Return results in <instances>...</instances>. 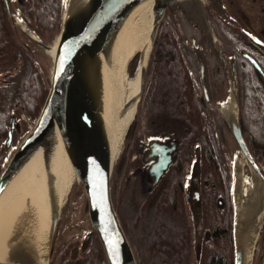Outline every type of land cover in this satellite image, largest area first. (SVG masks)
Wrapping results in <instances>:
<instances>
[{"label": "trees", "instance_id": "1", "mask_svg": "<svg viewBox=\"0 0 264 264\" xmlns=\"http://www.w3.org/2000/svg\"><path fill=\"white\" fill-rule=\"evenodd\" d=\"M62 1L24 0L22 6L24 22L37 36L46 39L48 33L61 29L64 14ZM210 13L220 42L223 43L224 38L228 43L232 40V36L228 34L230 31L234 35L242 36L238 28L240 26L231 24L212 11ZM2 20H6L3 15ZM227 42L224 43L227 44H225L227 50L231 52V45ZM203 46L205 51L202 50L208 58L211 83L212 71L223 73L221 62L208 50V46H214L204 35L202 29L194 21L189 20L185 12L177 5L176 14L168 15L162 21L157 33L150 55L145 90L139 104L137 119L141 120V123L145 121L144 118L158 116L166 117L167 121L178 119V121L174 120L176 123L171 122L172 128L178 134L192 131V151L194 149L193 153L196 154L195 147L201 145L203 154V222L205 229L215 231V235L210 242H204L201 252L197 253L193 219L187 203L185 200H180L177 204L172 202L174 191L170 188L171 186L165 201L148 207L147 210L141 211L140 204L135 201L127 202L124 191L126 186L123 177L124 165L120 164L117 167L118 176L113 182V201L134 249L138 264H234L235 208L232 206L229 211L220 210L217 208L216 200L231 197L233 186L231 164L238 148L222 116L221 121L230 134L228 138H222V141L216 139L211 121L205 123L203 119V113L208 112V107L203 96L197 93L194 82L196 79L202 89L196 48ZM139 57L140 54H136L133 58L139 61ZM39 61L40 63L45 62L40 58L31 61L26 67L24 77L19 80L18 101L16 102L13 95L7 103H0L1 138L7 133L9 120L4 117L9 114L11 108L17 107L18 117L27 116L32 122L40 114L49 87L45 75L35 68V64ZM239 71L240 107L244 103L248 104L250 119L253 117L255 119H252L251 124L241 121L244 127L243 135L264 173V91L257 81L253 80L249 71L243 68ZM134 73L133 71L132 74ZM224 84L222 91L225 97L220 100L221 103L229 99V86L226 82ZM8 118L10 119L9 115ZM205 126L207 129L203 132ZM252 127L256 128V137L250 134ZM218 143L223 144L226 153L224 158L218 151ZM0 149L1 173L7 156L4 154L3 147L0 146ZM214 150L216 153L213 152ZM133 194L131 193V196ZM50 264L108 263L100 241L95 236L91 246L85 252L81 251L79 243L63 242L56 251H52Z\"/></svg>", "mask_w": 264, "mask_h": 264}, {"label": "water", "instance_id": "2", "mask_svg": "<svg viewBox=\"0 0 264 264\" xmlns=\"http://www.w3.org/2000/svg\"><path fill=\"white\" fill-rule=\"evenodd\" d=\"M5 1L8 2V0ZM135 1H68L63 14L58 41L55 45L48 95L32 129L20 142L0 174L1 196L23 163L39 146L47 144L50 132L53 131L55 124L60 121L63 127L67 154L76 172L78 182H80L86 195L88 217L92 227L80 243L81 251L88 250L96 236L100 241L108 264H138L113 202L112 174L115 164L111 155L109 133L100 96L103 86L106 85L105 79L108 80L107 72L103 68V60H108L109 56V45L106 44L105 39L109 33H112L115 39L122 28V24L114 31L110 30L111 26L122 20L125 12ZM156 5L161 7V11L154 28L152 47L146 64H143L144 53L143 51L140 52L138 71L141 72V88L138 107L145 88L153 45L168 9L176 12L175 6L179 5L187 18L194 21L202 29L204 35L208 37L219 52H221L219 36L212 22L210 12L212 11L231 24L239 26L236 19L228 11L224 0H156ZM244 35L254 46L264 50V43L256 36L247 31H244ZM34 40L47 48L43 43ZM196 53L204 96L211 105V83L207 60L201 48L197 47ZM134 55L135 53L127 56L124 52L122 57L119 56L116 62L119 74H123L124 70L127 72L129 62ZM243 56L250 62L257 76H262L264 79V69L257 60L248 53H243ZM233 73H236L234 65ZM100 80L104 81V85ZM108 82L110 83L109 80ZM230 86V100L232 97L235 98L237 112L235 115L226 116L221 109L220 113L228 125L242 158L237 161L234 179L238 181L240 176L243 178V172L240 173L239 168L241 161H244L243 167L245 164L247 165L252 176L257 174L264 179L242 134L238 117V96L235 94V86L232 83H230ZM136 119L137 116H135L133 123ZM13 129L14 123L9 131L8 146L13 138ZM150 146L153 149L154 159H157V161L149 171L151 179L158 182L169 168L172 162L170 152L175 151L176 146H170L166 142L158 140L152 141ZM186 193L194 225L195 247L197 253H200L204 230L199 149L196 151V161L188 179ZM64 203L65 201L62 202L60 195L56 192L50 193L51 219L48 231L47 264H50L51 261L55 235ZM218 204L222 206L223 201L219 200ZM262 214L263 211L261 217ZM237 220L238 208L236 205L234 264H247L244 245L238 240L236 233ZM206 235L209 238L210 232ZM0 264L5 263L0 261Z\"/></svg>", "mask_w": 264, "mask_h": 264}, {"label": "bare ground", "instance_id": "3", "mask_svg": "<svg viewBox=\"0 0 264 264\" xmlns=\"http://www.w3.org/2000/svg\"><path fill=\"white\" fill-rule=\"evenodd\" d=\"M160 11L161 7H157L156 0H136L122 20L111 26L110 30L114 31L122 24L115 39L112 33L105 39L109 45V56L108 60H103V68L110 83L105 79L106 85L100 96L114 164L124 149L128 128L138 115L141 88V72L138 71L140 57L133 78L127 75L126 70L119 74L116 62L124 52L131 56L143 51V64H146ZM21 25L26 32L33 34L22 21ZM47 53L53 60L55 46L49 48ZM101 82L104 85V81ZM222 112L226 116L236 114L235 98H231ZM243 163L241 161L239 166L240 173L243 172ZM75 178L77 179V175L67 154L63 127L59 121L50 132L47 144L39 146L23 163L0 196L2 263L47 264L50 193L56 192L64 202ZM236 186V233L238 240L244 245L246 262L251 264L262 222L261 212L264 211V179L253 174L246 181L240 176Z\"/></svg>", "mask_w": 264, "mask_h": 264}, {"label": "flooded vegetation", "instance_id": "4", "mask_svg": "<svg viewBox=\"0 0 264 264\" xmlns=\"http://www.w3.org/2000/svg\"><path fill=\"white\" fill-rule=\"evenodd\" d=\"M24 4V0H0V103H7L8 99L14 95L16 102L18 101V87L19 80L24 77L25 71H27L26 67L28 64L34 59L40 58L36 55L34 49L30 46V44H34L38 49L43 50V46L38 44L34 39L29 38L27 32L22 28L20 20H23L22 16V6ZM225 4L227 5L228 11L231 15L236 19L239 26V31L242 33V36L234 35L231 31L228 33L232 36V40L227 42V39H223V43L219 44L221 48V52H219L216 47L208 46V50L211 51L213 56H217L221 62V66L223 68V73H215L212 71L211 73V95H212V103L206 101L203 89L198 85L195 79V89L200 96H203L205 103L208 107V112H204L203 119L205 123H209L211 121L215 137L219 141L228 138L231 132L228 128V125L225 121V125L228 128L226 130L225 125L222 123L221 119V108L224 103H221L225 96H223L222 87L225 86V82L229 86V95H230V83L235 86V94L238 96V117L241 123L245 124L252 122L250 119V114L248 113V104L244 103L243 106L240 107L239 103V70L243 68L251 73L253 76V80L257 81L259 86L264 91V79L262 76L258 77L256 71L250 64V62L243 56V53H248L252 55L257 62L264 69V50L254 46L248 38L244 35V31H247L258 39H260L264 43V0H225ZM16 10L20 15V20L15 16ZM173 12V13H172ZM176 14L172 9H168L165 15V18L169 15L172 16ZM211 14V13H210ZM2 15L6 17V20H2ZM25 23V22H24ZM26 24V23H25ZM36 35L34 32H32ZM48 35V34H47ZM46 35V36H47ZM37 36V35H36ZM38 39L44 42L45 39L37 36ZM23 39V40H22ZM37 39V40H38ZM32 43H29L30 41ZM38 40V41H39ZM39 41L40 43H42ZM227 42L231 45V52L227 50ZM226 44V45H225ZM201 49L205 48L199 47ZM205 54V53H204ZM206 57V55H205ZM41 59V58H40ZM43 60V59H42ZM208 60V58H206ZM199 66V61H197ZM38 64V63H37ZM209 64V63H207ZM233 65L235 66L236 73H233ZM35 68L39 70L41 74H44L43 70H40L38 65L35 64ZM200 71V69H199ZM201 76V73H200ZM146 83V82H145ZM4 84V85H3ZM227 101L225 102V104ZM9 114H7L5 119L9 120V127L7 129V133L5 137H0V146L3 147V151L5 156L13 155L14 151L18 147L20 141V135L24 134L26 131L25 125H27L28 121L32 122L27 116L18 117L17 107L14 109L11 108L9 110ZM10 116V119L8 118ZM242 115V116H241ZM243 117V119H242ZM2 119V118H1ZM145 120L141 123V120L136 119L135 123H132L130 128L128 129L127 135L125 137V146L121 153V156L118 158L119 162L116 164L112 174V188L114 185V179L118 176L119 171L117 167L121 164L123 166V177L126 183L125 186V195L127 202H137L141 206V211L147 210L148 207L158 204L161 201H165L166 196L169 194V187L173 189L172 193V202L174 204L179 203L180 200H185L188 206V210L190 211V207L187 200L186 188L188 185V179L191 175L193 165L196 161V154L192 151V131H188L186 134H178L176 130L172 128V123L174 120L170 121L166 120V117H150L144 118ZM255 120V119H254ZM170 122V123H169ZM14 123V129L12 131V141L11 144L7 145V140L9 137V131ZM176 123V122H175ZM256 123V122H255ZM254 123V124H255ZM169 125V126H168ZM222 126V127H221ZM242 134L244 131V127L241 124ZM207 129L205 126L203 128V132ZM256 128L252 127L250 129V134L256 137L257 132ZM232 135V134H231ZM222 136V137H221ZM244 136V135H243ZM162 141L166 142L168 145L176 146V150L170 152L172 154V162L169 165V168L165 171L164 175L160 179V181L155 182L154 179H151L149 169L153 166L157 159H154L152 154V147L150 143L152 141ZM18 142V143H17ZM248 145V144H247ZM219 152L224 158V147L222 143H218ZM223 147V148H222ZM249 147V146H248ZM195 152L197 149L200 150V165H201V195H202V147L198 145L195 147ZM238 148V147H237ZM1 152V149H0ZM216 153V151H213ZM236 152H239L237 149ZM253 155V154H252ZM235 156V155H234ZM254 157V155H253ZM234 159V157H233ZM255 159V157H254ZM256 161V159H255ZM231 164V168L233 169V184H234V176L237 164ZM257 163V161H256ZM258 165V163H257ZM263 176L264 173L260 165H258ZM243 175H244V167H243ZM245 180V176H243ZM131 193L134 194L131 196ZM219 200L223 201L222 206H219ZM203 201V199H202ZM233 201V202H232ZM203 203V202H202ZM217 208L224 211H229L230 207L234 206L235 208V218H236V204L233 196V186L231 190V197L229 199L218 198L216 200ZM190 216L192 217L191 211ZM264 227V220L263 225ZM203 240L204 242H210L215 235V231L210 229H205V224L203 222ZM210 232V237L207 238L206 233ZM195 238V233H194ZM196 242V240H195ZM137 258V257H136ZM138 262V260H137ZM254 264V258L253 262ZM256 264H264V232L262 233L259 239V258L256 261Z\"/></svg>", "mask_w": 264, "mask_h": 264}, {"label": "rangeland", "instance_id": "5", "mask_svg": "<svg viewBox=\"0 0 264 264\" xmlns=\"http://www.w3.org/2000/svg\"><path fill=\"white\" fill-rule=\"evenodd\" d=\"M68 1L69 0H63L62 1L64 11H65V7H66V4L68 3ZM15 16H17V19L20 20V15H19L17 10L15 13ZM59 34H60V30H57V31L48 33L44 42H42L41 39L40 40L38 39L47 47V48L44 47L43 50L38 49L34 44H30V46L34 49L36 55L38 57H40L41 59H43V61H45L43 63H40V61H39L38 64H36V65H38L40 70H43L45 72L44 75L46 77L45 80H46L48 87H49V83H50L51 73L53 70V60H52V57L47 53V50L56 45V43L58 41ZM33 38H35V37L33 36ZM29 43H32V41H30ZM137 63H138L137 58H135V59L133 58V59H131L129 65H128V71L126 73L130 78H133L135 76V75L132 76L133 75L132 73H133V71H135ZM35 121L34 122L28 121V123L26 125V127H27L26 131L24 134L20 135L19 141H20V139L22 140L28 134V132L32 129ZM120 156H121V154L119 155V157ZM10 157H11V155L7 156V161H8V159H10ZM240 160H241L240 153L236 152L234 159H233V161H234L233 165H235V163L237 164V161H240ZM118 162H119V160H117L116 164ZM116 164H115V166H116ZM243 176H245L246 181H248L252 178V173L249 171L246 164L244 166V175ZM236 183H237V181H236V179H234L233 196H234L235 204L237 205ZM263 220H264V211L262 214L261 227L259 229V232H258V235L256 238V246H255V251H254V256H253L254 264H256V261L259 258V239H260L262 233L264 232V227L262 226ZM91 229H92V227H91V223H90V220L88 217L86 195L83 191V188H82L80 182H78V180L75 178L74 181L72 182L70 190L68 192V198L65 200V203L63 204L62 214H61L60 221H59L58 228H57V232L55 235L53 250L56 251L57 248H59V246L65 241L68 244H76V243L80 244L83 240V237L86 234H88L91 231ZM51 260H52V256H51Z\"/></svg>", "mask_w": 264, "mask_h": 264}]
</instances>
